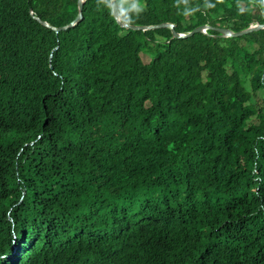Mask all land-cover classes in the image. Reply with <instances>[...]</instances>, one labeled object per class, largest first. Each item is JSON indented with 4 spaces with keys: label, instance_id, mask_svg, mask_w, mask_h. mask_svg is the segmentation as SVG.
<instances>
[{
    "label": "trees",
    "instance_id": "16d2710c",
    "mask_svg": "<svg viewBox=\"0 0 264 264\" xmlns=\"http://www.w3.org/2000/svg\"><path fill=\"white\" fill-rule=\"evenodd\" d=\"M117 3L264 24V0ZM111 7L57 33L79 0H0V264H264V35Z\"/></svg>",
    "mask_w": 264,
    "mask_h": 264
},
{
    "label": "water",
    "instance_id": "95a60500",
    "mask_svg": "<svg viewBox=\"0 0 264 264\" xmlns=\"http://www.w3.org/2000/svg\"><path fill=\"white\" fill-rule=\"evenodd\" d=\"M86 1L87 0H79V9H78L79 15L77 19L68 26L57 28L47 22H42V24L49 28H52L57 33H61L65 30H68L69 28L75 27L83 19L82 9H84V3ZM111 5H112L111 9L113 10V13L116 19L118 20V22L129 31L133 30V31H143L146 33H167L173 35V37L177 39H187L199 33H203L209 36L218 34L219 37H224V38L249 37V36H254V34L264 35V24H260V23H256L254 24L253 27L245 29L242 27L236 28L232 25L221 23L219 21H213L210 23H206L204 25L197 26L194 29L189 30L187 32H181V33L175 30L176 26L174 24H164V25H154V26L130 25L121 15L120 9H118L119 6L117 0H111ZM33 16L36 19H38L36 14H33ZM209 30H211L212 32H209Z\"/></svg>",
    "mask_w": 264,
    "mask_h": 264
},
{
    "label": "built area",
    "instance_id": "2783aa9c",
    "mask_svg": "<svg viewBox=\"0 0 264 264\" xmlns=\"http://www.w3.org/2000/svg\"><path fill=\"white\" fill-rule=\"evenodd\" d=\"M254 26V24L253 25H250V26H248V28H251V27H253Z\"/></svg>",
    "mask_w": 264,
    "mask_h": 264
},
{
    "label": "rangeland",
    "instance_id": "374dc122",
    "mask_svg": "<svg viewBox=\"0 0 264 264\" xmlns=\"http://www.w3.org/2000/svg\"><path fill=\"white\" fill-rule=\"evenodd\" d=\"M149 61H151V59ZM149 61H147V62H149Z\"/></svg>",
    "mask_w": 264,
    "mask_h": 264
},
{
    "label": "clouds",
    "instance_id": "9594fccd",
    "mask_svg": "<svg viewBox=\"0 0 264 264\" xmlns=\"http://www.w3.org/2000/svg\"><path fill=\"white\" fill-rule=\"evenodd\" d=\"M246 29H248V28H246Z\"/></svg>",
    "mask_w": 264,
    "mask_h": 264
}]
</instances>
